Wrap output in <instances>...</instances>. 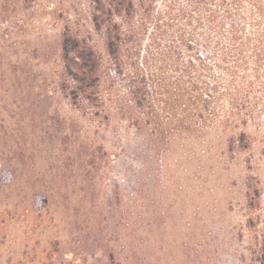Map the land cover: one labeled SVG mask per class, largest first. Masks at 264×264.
Instances as JSON below:
<instances>
[{"label":"rangeland","instance_id":"rangeland-1","mask_svg":"<svg viewBox=\"0 0 264 264\" xmlns=\"http://www.w3.org/2000/svg\"><path fill=\"white\" fill-rule=\"evenodd\" d=\"M96 7L0 0V264H264V61L214 119L151 136L126 71L70 96L64 35L102 49Z\"/></svg>","mask_w":264,"mask_h":264},{"label":"trees","instance_id":"trees-1","mask_svg":"<svg viewBox=\"0 0 264 264\" xmlns=\"http://www.w3.org/2000/svg\"><path fill=\"white\" fill-rule=\"evenodd\" d=\"M96 5L93 21L105 34L102 49L87 37L64 35L65 75L74 84L70 96L84 106L99 104L106 77L126 71L131 99L117 101L122 117L144 123L151 136L170 134L166 125L176 123L182 131L214 119L218 95L252 86L239 78L263 70L264 0H96Z\"/></svg>","mask_w":264,"mask_h":264}]
</instances>
